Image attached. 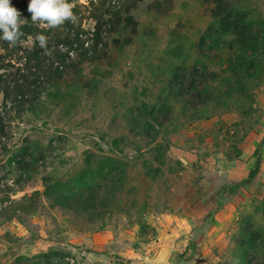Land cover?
<instances>
[{"label": "rangeland", "instance_id": "obj_1", "mask_svg": "<svg viewBox=\"0 0 264 264\" xmlns=\"http://www.w3.org/2000/svg\"><path fill=\"white\" fill-rule=\"evenodd\" d=\"M248 1L256 15H264V0ZM28 2L10 0L21 19L31 17ZM69 2L80 28L92 32L95 6L90 0ZM150 2L130 10L137 34L127 28L115 35L132 39L112 54L111 65H84L79 77L67 75L58 91L49 89L39 103L6 121L9 133L0 142V264H237L240 223L253 231L263 227L264 234V80L243 115L222 114L180 127L164 155L170 163L162 181L134 179L135 146L147 149L145 141L138 145L128 134L125 111L137 93L151 102L158 86L144 66L165 48L169 31L180 30L193 42L207 22L202 0H172V10L162 17L151 13ZM218 54L208 52L212 58ZM121 139L125 148L114 150L112 142ZM256 149L258 174L230 194L227 187L253 168ZM106 158L128 164L126 181L136 189V196H124L127 208L133 203L129 215L118 213L116 196L104 191L105 182L99 189V211L89 223L52 207L44 197V183L56 185L61 194L63 187L83 197L96 191L84 184L86 164L94 160L103 166ZM16 202L29 210L18 211Z\"/></svg>", "mask_w": 264, "mask_h": 264}, {"label": "trees", "instance_id": "obj_2", "mask_svg": "<svg viewBox=\"0 0 264 264\" xmlns=\"http://www.w3.org/2000/svg\"><path fill=\"white\" fill-rule=\"evenodd\" d=\"M142 1L145 0H124L119 5L114 0H90L89 5L95 6L92 13L95 26L90 33L82 30L77 22L65 21L58 28L48 29L28 17L21 24L20 31L24 35L18 46L0 39V142L8 136L5 123L10 115L24 114L27 107L39 103L49 89L58 91L61 80L67 75L79 77L84 65L99 61L111 65L112 54L122 51L132 39L131 36L119 39L115 35L127 28L137 34L138 24L129 12ZM202 3L207 22L194 33L195 40L191 42L180 30H171L159 56L146 62V72L158 83L154 94L150 95L151 102L142 100L146 94L135 93L134 105L125 111L128 134L138 145L145 141L147 149L142 152V148L135 146L137 155L132 160V169L138 183L160 182L168 174L170 162L164 155L171 137L180 127L222 114L243 115L264 80V15H256L248 0H202ZM172 7V0H151L149 10L154 16L162 17L168 15ZM37 34L47 37L49 55L44 54L38 43L33 44ZM27 39H31V46L25 45ZM220 40L228 43L220 44ZM212 49L220 56H208ZM122 141H113L112 148H125ZM143 154L150 156L142 160ZM254 157V166L247 177L229 185L227 192L232 194L258 174L261 165L258 149ZM106 160L103 166L94 160L87 161L86 182L78 179L87 187H96V191H89L83 197L63 187L61 194L55 189L56 185L44 183V197L52 207L72 212L89 223L99 211V189L105 182L104 191H112L116 196L114 206L118 207V213L129 215L133 203L127 208L124 196H136V189L134 191L135 186L126 181L128 164L122 158ZM97 178L98 181L101 178L99 183L95 181ZM15 204L18 211L29 210L21 207V203ZM16 209L11 212L15 213ZM260 215L264 222V208ZM248 225L242 221L239 226L241 250L237 264H264V234L260 231L263 227L253 231ZM258 255L263 258L255 261Z\"/></svg>", "mask_w": 264, "mask_h": 264}, {"label": "clouds", "instance_id": "obj_3", "mask_svg": "<svg viewBox=\"0 0 264 264\" xmlns=\"http://www.w3.org/2000/svg\"><path fill=\"white\" fill-rule=\"evenodd\" d=\"M74 5L69 0H29L27 12L31 14L33 23L39 22L45 28L55 29L65 21L76 23L78 17L73 13ZM21 13L10 4V0H0V39L8 42L11 46H18L20 37L24 35L20 31L21 24L27 20L21 19ZM39 44L45 55L50 52L47 48V37L37 34L33 38V44Z\"/></svg>", "mask_w": 264, "mask_h": 264}, {"label": "crops", "instance_id": "obj_4", "mask_svg": "<svg viewBox=\"0 0 264 264\" xmlns=\"http://www.w3.org/2000/svg\"><path fill=\"white\" fill-rule=\"evenodd\" d=\"M184 145H185V143H184V144L182 143V145H181V146H182V148H184ZM182 151H183V150H182ZM184 154H185V153H184ZM182 157H185V156H182ZM185 158H186V157H185Z\"/></svg>", "mask_w": 264, "mask_h": 264}]
</instances>
